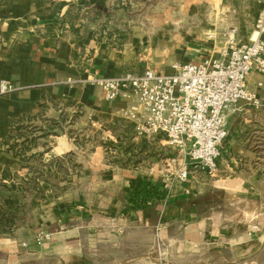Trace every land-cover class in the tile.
<instances>
[{
    "label": "crops",
    "instance_id": "0c3cea01",
    "mask_svg": "<svg viewBox=\"0 0 264 264\" xmlns=\"http://www.w3.org/2000/svg\"><path fill=\"white\" fill-rule=\"evenodd\" d=\"M93 5L0 0V84L11 85L0 92V183L12 184L8 192L22 196L27 214L20 223L10 217V230H0V264H157L150 251L156 233L171 247L183 241L190 250L254 249L264 211V104L240 101L226 108L227 135L215 173L190 167L184 181L169 182L178 168L174 161L167 169L162 161L148 166L149 157L135 162L140 155L127 151L133 141H122L133 132L124 111L140 109L135 98L108 100L90 82L159 66L142 59L139 36L123 37L120 44L114 34L108 37L93 19ZM262 10L264 0H188L183 20L198 14L200 24L177 28L175 35L187 43L181 46L173 36L180 52L164 56L170 64L164 72L171 73L174 62L216 55L218 44L208 33L234 30L238 41L256 36ZM190 50L198 56L190 57ZM259 81L264 73L252 71L247 88L257 91ZM62 122L67 128L85 122L87 130L100 133V142H88L91 151L81 155L83 146L65 132L47 134L64 128ZM30 128L38 136L24 130ZM137 138L138 150L159 145L156 138ZM13 176L24 187L14 186ZM18 226L24 233L13 231ZM40 231L50 232V239L37 243Z\"/></svg>",
    "mask_w": 264,
    "mask_h": 264
},
{
    "label": "built area",
    "instance_id": "2783aa9c",
    "mask_svg": "<svg viewBox=\"0 0 264 264\" xmlns=\"http://www.w3.org/2000/svg\"><path fill=\"white\" fill-rule=\"evenodd\" d=\"M234 30L221 34L208 33L219 51L198 61L174 62L171 73L147 68L142 73L126 72L111 78H91L100 86L105 98H135L136 107L124 114L136 136L163 141L180 155V164L170 174L169 182L184 181L194 170L213 174L218 167L222 143L227 135L224 111L243 101L258 108L264 104V82L256 84L257 91L246 85L252 71L264 73V10L256 22V36L238 41ZM11 90V85L0 84V92ZM51 233L38 232L34 240L42 243ZM158 243L161 240L157 238Z\"/></svg>",
    "mask_w": 264,
    "mask_h": 264
},
{
    "label": "rangeland",
    "instance_id": "374dc122",
    "mask_svg": "<svg viewBox=\"0 0 264 264\" xmlns=\"http://www.w3.org/2000/svg\"><path fill=\"white\" fill-rule=\"evenodd\" d=\"M94 3L93 7L96 10L93 11L94 17L93 19H97L99 26L101 29H107V33L110 35L114 34L117 39L115 42L120 44L123 41V37H132L133 35H137L143 42L142 49L140 54L145 56L142 59H146L147 61H154L158 64L159 68L156 70L164 71V69L169 68V61H166L167 58L164 56L173 58L177 55L180 50L174 49L175 42L173 36L177 32V28L182 24L183 27L186 26H194L200 24V17L198 14L192 15L190 18L187 17L183 20V15L186 13L188 8V0H91ZM196 3V1H195ZM190 5V4H189ZM182 19V21H181ZM179 24V25H178ZM163 32L164 34H158ZM177 37L178 43L183 46L186 45L187 39L184 36L175 35ZM153 37V38H152ZM151 41V42H150ZM152 43L153 45H151ZM169 45V48H167ZM167 50L163 53L161 52L163 49ZM143 49H147L142 51ZM179 50V51H178ZM178 51V52H177ZM190 52V53H189ZM188 55L190 57H197V51L190 50ZM186 54V53H184ZM75 117H73L72 121L76 122ZM39 124V123H38ZM64 128L61 126L56 127L54 131H51L52 135H57L61 131L62 133H66L68 137L73 138L78 145L83 146L81 150V155L86 156L91 151L90 143L88 142H100V133L95 131L87 130L89 127L85 122L80 123H69L72 124L69 128H67L68 124H64ZM54 125V124H50ZM37 126V125H36ZM66 127V129H65ZM25 131L34 132V136H38L39 131L35 129L33 131L32 128L29 130L24 129ZM86 130V131H85ZM25 131H22L26 134ZM30 131V132H31ZM31 132V133H32ZM133 133V132H132ZM131 133V134H132ZM130 134V137L123 136L122 141L132 140V138L136 137L133 133ZM138 140L142 139L137 136ZM159 142V145L155 144H147V151L145 152L143 149L138 150L136 144L131 143L130 149L127 148V151L130 150V156H139L138 160L135 162H141V159L148 158L150 159L149 165H152V162L162 161L164 165V169H167L169 163L174 161L175 164H172L174 167L179 166L181 155L172 147L167 145L161 136L154 137ZM92 143V144H93ZM137 144V146L141 145ZM88 144V145H87ZM133 150L137 152H133ZM145 152V153H144ZM143 154V157L141 156ZM41 155V154H40ZM168 158H170L168 162ZM66 161L71 160L66 157ZM64 161V160H62ZM176 161V162H175ZM176 166V168H177ZM174 168V169H176ZM7 171V170H6ZM12 170L8 169L6 174H10ZM14 172V171H13ZM15 174V173H14ZM170 175V173H169ZM14 179V186H18L19 188L24 187V181L21 179ZM12 187V184L0 183V224L3 227L0 230L7 231L9 228L5 229L7 223L9 222L10 217H14L15 219L24 220L26 219V210L25 206L22 203V196H18L16 199L14 196H11V192H8ZM261 188V203L262 208L264 209V186ZM9 202H3L2 199H7ZM24 198V197H23ZM12 202V203H11ZM9 203V204H8ZM6 214V216H4ZM259 230V241L254 249L246 251L245 249L242 253H233L231 251H220V252H209L205 248H199L197 250H190L189 246L185 245V243L180 242V244H175V246H170V244L165 240V238H160L161 240L158 243V234L154 235L155 240H153L150 251L153 254H157V264H264V211L261 216V227ZM14 230H18V233L22 234L25 231L24 227L18 226L13 228Z\"/></svg>",
    "mask_w": 264,
    "mask_h": 264
}]
</instances>
